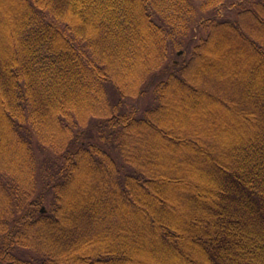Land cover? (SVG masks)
<instances>
[{"label": "trees", "instance_id": "trees-1", "mask_svg": "<svg viewBox=\"0 0 264 264\" xmlns=\"http://www.w3.org/2000/svg\"><path fill=\"white\" fill-rule=\"evenodd\" d=\"M224 2L0 0V264H264V0Z\"/></svg>", "mask_w": 264, "mask_h": 264}, {"label": "rangeland", "instance_id": "rangeland-1", "mask_svg": "<svg viewBox=\"0 0 264 264\" xmlns=\"http://www.w3.org/2000/svg\"><path fill=\"white\" fill-rule=\"evenodd\" d=\"M198 4H201V0H197ZM246 1H254V0H226V2H224L222 5L219 6L218 12L220 14L221 17H230V18H234L237 15V5L239 4H245L247 3ZM217 15L216 11H209V12H204L202 17H201V22H205L206 19L209 16L212 15ZM205 34H207V30L204 26H202L201 24H197L194 28V41L193 43H196L200 40V38L204 37ZM186 51L185 50H180V54H179V59H181L180 56L184 55ZM150 95H147V97H149ZM147 97H142L140 99V103L146 104L148 100Z\"/></svg>", "mask_w": 264, "mask_h": 264}, {"label": "water", "instance_id": "water-1", "mask_svg": "<svg viewBox=\"0 0 264 264\" xmlns=\"http://www.w3.org/2000/svg\"><path fill=\"white\" fill-rule=\"evenodd\" d=\"M43 210H44V208H43Z\"/></svg>", "mask_w": 264, "mask_h": 264}]
</instances>
